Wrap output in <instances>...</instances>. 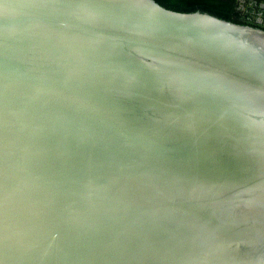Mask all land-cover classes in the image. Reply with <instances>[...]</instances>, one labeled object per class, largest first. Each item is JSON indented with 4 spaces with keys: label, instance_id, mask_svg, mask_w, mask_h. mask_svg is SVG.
Masks as SVG:
<instances>
[{
    "label": "water",
    "instance_id": "1",
    "mask_svg": "<svg viewBox=\"0 0 264 264\" xmlns=\"http://www.w3.org/2000/svg\"><path fill=\"white\" fill-rule=\"evenodd\" d=\"M0 264H264V29L0 0Z\"/></svg>",
    "mask_w": 264,
    "mask_h": 264
},
{
    "label": "trees",
    "instance_id": "2",
    "mask_svg": "<svg viewBox=\"0 0 264 264\" xmlns=\"http://www.w3.org/2000/svg\"><path fill=\"white\" fill-rule=\"evenodd\" d=\"M159 6L174 12L192 13L198 11L206 13L218 19L238 25H248L256 28V25L248 21V15L239 9V0H153ZM259 3L263 0H243Z\"/></svg>",
    "mask_w": 264,
    "mask_h": 264
},
{
    "label": "flooded vegetation",
    "instance_id": "3",
    "mask_svg": "<svg viewBox=\"0 0 264 264\" xmlns=\"http://www.w3.org/2000/svg\"><path fill=\"white\" fill-rule=\"evenodd\" d=\"M239 9L248 15V21L259 28L264 29V0L255 3L254 1L246 2L239 0Z\"/></svg>",
    "mask_w": 264,
    "mask_h": 264
}]
</instances>
